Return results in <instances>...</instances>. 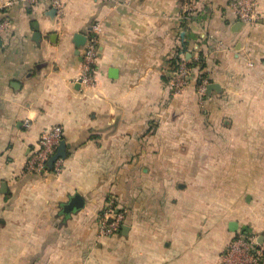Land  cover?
Here are the masks:
<instances>
[{
  "label": "crops",
  "instance_id": "1",
  "mask_svg": "<svg viewBox=\"0 0 264 264\" xmlns=\"http://www.w3.org/2000/svg\"><path fill=\"white\" fill-rule=\"evenodd\" d=\"M6 1L0 264H220L239 227L263 241L264 0L256 27L232 0H64L61 17L49 0ZM96 21L98 83L87 88L75 36ZM200 54L216 88L203 98L193 81L173 95L175 60ZM56 125L62 171L27 172ZM110 194L127 217L102 238Z\"/></svg>",
  "mask_w": 264,
  "mask_h": 264
},
{
  "label": "built area",
  "instance_id": "2",
  "mask_svg": "<svg viewBox=\"0 0 264 264\" xmlns=\"http://www.w3.org/2000/svg\"><path fill=\"white\" fill-rule=\"evenodd\" d=\"M29 5L39 0H22ZM56 9L58 17L64 15V0H49ZM13 1L0 4V10L10 7ZM230 6L238 20L246 26L256 27L260 21L259 0H232ZM103 26L96 21L86 36L87 40L82 48V68L79 83L87 88H95L98 83V56ZM246 57V56H245ZM200 56L188 59L184 56L177 59L171 68L169 85L173 95L180 94L193 81L197 83V90L201 97L207 95L210 81L205 73V67L200 65L191 67L190 63L199 61ZM249 63L250 60H249ZM63 128L59 125L44 128L36 145L29 150L26 171L39 175L47 174L51 169L60 173L63 168L62 158L54 166L49 167L51 157L56 153L63 140ZM127 217V210L123 208L116 196L110 194L106 198L104 209L98 218V236L111 237L119 232ZM220 264H264V235L260 236L246 226L239 227L221 257Z\"/></svg>",
  "mask_w": 264,
  "mask_h": 264
},
{
  "label": "water",
  "instance_id": "3",
  "mask_svg": "<svg viewBox=\"0 0 264 264\" xmlns=\"http://www.w3.org/2000/svg\"><path fill=\"white\" fill-rule=\"evenodd\" d=\"M57 11L56 9L53 8V13L55 14ZM241 25H243V23L240 22ZM87 40V37L82 35V34H76L75 36V42L77 44V47L80 49L81 47L84 46L85 42ZM0 45H2V40L0 38ZM214 88H216V86L214 84H211L208 86V90H213ZM116 125V121L113 120L110 124L109 127H106L104 129H100L101 131H112V129H114V126ZM67 157V144L65 140H62L56 153L51 157L50 161H49V167H53L55 162L60 159V158H66ZM235 229V228H234Z\"/></svg>",
  "mask_w": 264,
  "mask_h": 264
},
{
  "label": "trees",
  "instance_id": "4",
  "mask_svg": "<svg viewBox=\"0 0 264 264\" xmlns=\"http://www.w3.org/2000/svg\"><path fill=\"white\" fill-rule=\"evenodd\" d=\"M199 56H200L199 61H197V62L194 61V62L190 63V66H191V67H195V66H198V65H200L201 67H204L205 63H204L203 57H202L201 54H200ZM175 61H176V60H175ZM203 76H206V73H204ZM51 170H52V169H51Z\"/></svg>",
  "mask_w": 264,
  "mask_h": 264
}]
</instances>
